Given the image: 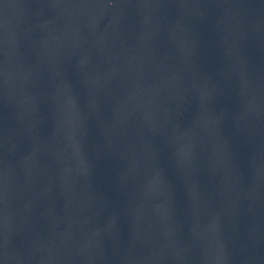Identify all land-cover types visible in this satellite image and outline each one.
Here are the masks:
<instances>
[{
	"label": "water",
	"instance_id": "water-1",
	"mask_svg": "<svg viewBox=\"0 0 264 264\" xmlns=\"http://www.w3.org/2000/svg\"><path fill=\"white\" fill-rule=\"evenodd\" d=\"M0 264H264V0H188L3 177Z\"/></svg>",
	"mask_w": 264,
	"mask_h": 264
}]
</instances>
